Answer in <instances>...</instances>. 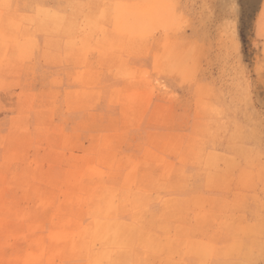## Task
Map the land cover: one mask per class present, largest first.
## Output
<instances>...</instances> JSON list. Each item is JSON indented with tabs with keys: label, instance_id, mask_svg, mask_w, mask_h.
Returning a JSON list of instances; mask_svg holds the SVG:
<instances>
[{
	"label": "rangeland",
	"instance_id": "rangeland-1",
	"mask_svg": "<svg viewBox=\"0 0 264 264\" xmlns=\"http://www.w3.org/2000/svg\"><path fill=\"white\" fill-rule=\"evenodd\" d=\"M0 264H264V0H0Z\"/></svg>",
	"mask_w": 264,
	"mask_h": 264
},
{
	"label": "bare ground",
	"instance_id": "bare-ground-1",
	"mask_svg": "<svg viewBox=\"0 0 264 264\" xmlns=\"http://www.w3.org/2000/svg\"><path fill=\"white\" fill-rule=\"evenodd\" d=\"M106 234H107V232H106ZM107 235H109V234H107ZM99 236L102 237V235H100V234H99ZM106 237L109 239V236H106ZM109 241H112V240H109Z\"/></svg>",
	"mask_w": 264,
	"mask_h": 264
}]
</instances>
